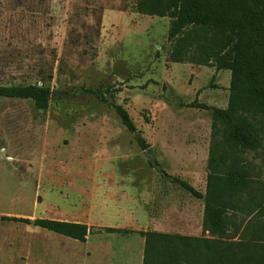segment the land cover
Segmentation results:
<instances>
[{"label": "rangeland", "instance_id": "obj_1", "mask_svg": "<svg viewBox=\"0 0 264 264\" xmlns=\"http://www.w3.org/2000/svg\"><path fill=\"white\" fill-rule=\"evenodd\" d=\"M133 6L0 0V86L56 92L45 110L0 97V264H32L52 234L4 216L199 233L201 201L150 163L205 191L209 108H226L230 72L171 63L170 19L137 14ZM100 86L111 89L108 99L128 112L148 149L108 103L84 91ZM244 157L250 176L264 180L262 159ZM233 215L237 223L253 217Z\"/></svg>", "mask_w": 264, "mask_h": 264}, {"label": "trees", "instance_id": "obj_2", "mask_svg": "<svg viewBox=\"0 0 264 264\" xmlns=\"http://www.w3.org/2000/svg\"><path fill=\"white\" fill-rule=\"evenodd\" d=\"M137 14L169 18L173 40L171 63L211 66L230 72L224 109L211 107V125L204 193L150 163L161 175L191 196L203 201L202 232L213 239L193 238L157 231L88 227L82 223L49 219L1 217L2 221L37 227L84 242L90 233H138L144 238L142 264H264V180L250 176L245 155L253 152L264 165V0H134ZM108 103L141 150L148 144L128 112L108 99L109 87L86 89ZM51 92L36 85L0 86V97L32 100L45 110ZM204 107L203 105L201 106ZM205 108V107H204ZM247 222L233 220V214ZM230 227L234 232H229ZM241 229V230H240ZM234 236L238 239L232 241ZM231 240V241H230Z\"/></svg>", "mask_w": 264, "mask_h": 264}, {"label": "crops", "instance_id": "obj_3", "mask_svg": "<svg viewBox=\"0 0 264 264\" xmlns=\"http://www.w3.org/2000/svg\"><path fill=\"white\" fill-rule=\"evenodd\" d=\"M208 149L205 155L206 162L208 157ZM249 168L250 172V170H252V166ZM198 192L202 194L204 193V191ZM197 200L201 201L202 203L198 218L200 223L198 228L199 233L167 234H178L193 238H214L210 236L208 232H205L204 234L201 233L204 206L201 199ZM254 214L255 211H252L251 215ZM67 222L79 223L76 221ZM43 242V245L39 244L37 246V256L36 259H33L32 264H142L143 260L144 238L138 233H90L85 237L84 242H79L63 235L52 233L44 235Z\"/></svg>", "mask_w": 264, "mask_h": 264}, {"label": "water", "instance_id": "obj_4", "mask_svg": "<svg viewBox=\"0 0 264 264\" xmlns=\"http://www.w3.org/2000/svg\"><path fill=\"white\" fill-rule=\"evenodd\" d=\"M55 94H56L55 91L51 92L50 100H53L55 98ZM148 153H149V151H148Z\"/></svg>", "mask_w": 264, "mask_h": 264}]
</instances>
